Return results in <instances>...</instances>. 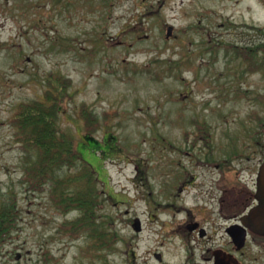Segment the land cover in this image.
<instances>
[{
	"label": "rangeland",
	"instance_id": "rangeland-1",
	"mask_svg": "<svg viewBox=\"0 0 264 264\" xmlns=\"http://www.w3.org/2000/svg\"><path fill=\"white\" fill-rule=\"evenodd\" d=\"M108 3L103 7V0H0V187L16 194L20 215L0 264H160L154 251L163 252L161 264H182L192 253L189 244L194 256L203 260V249L216 248L227 238L222 232L205 239L182 234L186 216L158 203L176 200L167 192H177V164L191 168L195 162L187 154L192 148L185 133L190 131L192 139L194 132L189 117H207L216 148L232 150V139L243 131L251 111L264 115L260 104L249 98L219 99L225 90L221 85L233 78L224 74L240 61H230L225 50L218 56L209 51V41L243 45L263 40L264 2ZM170 25L174 30L167 38ZM189 54V64L166 73L169 65ZM51 70L74 81L72 97L63 102L60 126L73 134L77 151L96 170L97 222L114 232L113 249H98L97 256L89 234L70 237L59 230L79 211L62 213L48 191L30 192L21 181L24 151L8 119L19 102L41 97V80ZM242 83L243 88L264 93L262 73ZM83 103L101 117L93 133L79 122ZM136 218L141 231L135 228ZM47 250L56 263H47ZM238 256L244 264H264V237L252 239Z\"/></svg>",
	"mask_w": 264,
	"mask_h": 264
},
{
	"label": "trees",
	"instance_id": "trees-1",
	"mask_svg": "<svg viewBox=\"0 0 264 264\" xmlns=\"http://www.w3.org/2000/svg\"><path fill=\"white\" fill-rule=\"evenodd\" d=\"M108 1L103 0V7L109 4ZM257 44L258 49L254 46L243 48L223 43L227 53L234 49L232 59H240L242 65L250 69L258 67V73L264 75V39ZM212 49L215 55L221 50L218 45H213ZM191 58V54L181 57L175 61V65L171 64L167 67L166 73L174 72V68L179 69L184 63L189 64ZM257 61L258 64H256ZM41 82L43 86L41 97L19 102L8 119L14 128L15 141L24 151L21 181L30 192L48 191L53 204L62 213L79 211L77 217L65 219L59 230L70 237L89 234L94 240L90 248L96 249L97 256L98 249H113L114 232L106 228L105 222H97L100 193L97 187L96 171L90 162L82 159L76 149L75 137L71 132L64 130L59 122L63 102L72 97L74 81L61 71L51 70L44 75ZM236 92L237 96L243 95V91L239 88ZM257 96L264 108V93L259 92ZM78 119L82 128L88 133H93L100 128V115L85 103L78 111ZM263 122L264 117L258 112V126H261ZM191 126L197 128L192 133V139L190 131L185 133L187 141H191V147L201 137L207 147L212 144L213 136L206 122H195ZM195 132L198 135L195 136ZM88 135L89 138H95ZM77 165L83 167L75 172L70 170ZM19 220L16 194L11 190L6 193L0 187V254L6 242L18 229ZM45 254H49V258H46L47 263L57 262L50 251L47 250Z\"/></svg>",
	"mask_w": 264,
	"mask_h": 264
},
{
	"label": "flooded vegetation",
	"instance_id": "flooded-vegetation-1",
	"mask_svg": "<svg viewBox=\"0 0 264 264\" xmlns=\"http://www.w3.org/2000/svg\"><path fill=\"white\" fill-rule=\"evenodd\" d=\"M239 46L243 48L254 46L258 49L257 43ZM257 74L258 67L250 69L247 66H238L225 73L224 76L232 75L233 78H226L227 81L221 85V88L225 87V90L219 99H224L225 94L229 96V91L233 97H239L236 92L239 88L243 91L241 97L249 98L258 104V90L243 88L242 85L246 77ZM237 81L239 84H234ZM223 117L226 118L225 115ZM189 118L194 124L195 122L208 124L213 136L212 144L207 147L202 137L197 139L198 141L192 146V152H187L194 156L195 162L191 168L183 163L177 164L173 182L177 192L173 190L167 192L176 200L168 204L158 203V205L163 209H174L186 216V221L182 224L184 235L196 234L201 239H205L212 233L222 232L227 237L223 243H218L216 248L203 249V260L194 256V247L189 244L192 253L182 264H244L238 253L243 252L252 239L262 237L246 226L244 220L258 205V177L264 162V122L258 126V109L252 111L243 122V131L237 137L243 140V143L239 146L234 141V147L231 150L216 148L214 127L207 117L196 115ZM196 135H198L197 132H195ZM242 227L247 236L243 248L234 242V237H238L237 235L243 232ZM180 230L182 229L179 228ZM158 254L161 264L164 254L162 251H154V257L157 258Z\"/></svg>",
	"mask_w": 264,
	"mask_h": 264
},
{
	"label": "water",
	"instance_id": "water-1",
	"mask_svg": "<svg viewBox=\"0 0 264 264\" xmlns=\"http://www.w3.org/2000/svg\"><path fill=\"white\" fill-rule=\"evenodd\" d=\"M173 33V26H170L168 28L167 37L170 38V36ZM257 199H258V205L255 209H253L252 214L244 220L246 226L251 228L253 231L258 232L261 235H264V164L261 167L260 175L258 177V192H257ZM136 229L140 230V222L137 221ZM242 233L237 235L238 237H234L235 241L239 247H242L246 243V231L242 227ZM235 236V235H234Z\"/></svg>",
	"mask_w": 264,
	"mask_h": 264
}]
</instances>
